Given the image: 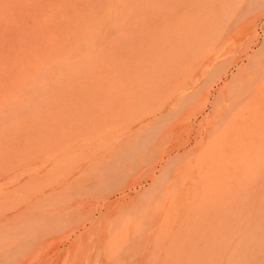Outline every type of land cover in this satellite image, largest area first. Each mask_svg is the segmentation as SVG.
Wrapping results in <instances>:
<instances>
[{
  "label": "rangeland",
  "instance_id": "obj_1",
  "mask_svg": "<svg viewBox=\"0 0 264 264\" xmlns=\"http://www.w3.org/2000/svg\"><path fill=\"white\" fill-rule=\"evenodd\" d=\"M0 264H264V0H0Z\"/></svg>",
  "mask_w": 264,
  "mask_h": 264
},
{
  "label": "bare ground",
  "instance_id": "obj_2",
  "mask_svg": "<svg viewBox=\"0 0 264 264\" xmlns=\"http://www.w3.org/2000/svg\"><path fill=\"white\" fill-rule=\"evenodd\" d=\"M98 34H99V32H98ZM147 65V64H146ZM145 66V65H144ZM223 72L224 71H221L220 72V70L217 72V74H215V77H219L221 74H223ZM226 73V72H225ZM226 75V74H225ZM222 76H224V75H222ZM143 77V76H142ZM220 78V77H219ZM215 80H216V78H215ZM221 80V79H220ZM190 91V90H189ZM193 92V91H192ZM181 103H183V102H181ZM191 103V102H190ZM184 105V104H183ZM242 107V106H241ZM136 111V110H135ZM120 115V114H119ZM111 122V121H110ZM106 126V125H105ZM165 127V126H164ZM96 129V128H95ZM98 130V129H97ZM140 130V129H139ZM147 130V129H146ZM149 130H150V128H149ZM153 130V129H152ZM150 132V131H149ZM148 132V133H149ZM140 133V132H139ZM134 134V133H133ZM153 134V133H152ZM142 135H143V133H142ZM132 137V136H131ZM143 137V136H142ZM151 137H152V135H151ZM135 140V139H134ZM104 141V140H103ZM147 141H148V138H147ZM93 142V141H92ZM124 142H127V140H125ZM119 143H120V141H119ZM121 145H124V144H121ZM128 146V145H127ZM123 147V146H122ZM98 150V149H97ZM185 150V149H184ZM142 151V150H141ZM171 151V150H170ZM177 152V151H176ZM175 154V153H174ZM134 157V156H133ZM168 157V156H167ZM162 159H163V157H162ZM164 161V160H163ZM161 162V161H160ZM160 164V163H159ZM161 165V164H160ZM116 170V169H115ZM158 184V183H157ZM104 201V200H103ZM102 208V207H101ZM146 209V208H145ZM95 217V216H94ZM73 233V232H72ZM115 234V233H114ZM114 234H113V237H114ZM116 235V234H115ZM118 235V234H117ZM112 236V235H111ZM113 240H114V238H113ZM117 242V241H116ZM115 242V243H116ZM113 245V244H112ZM115 246V245H114ZM116 247V246H115ZM112 255V254H111Z\"/></svg>",
  "mask_w": 264,
  "mask_h": 264
}]
</instances>
